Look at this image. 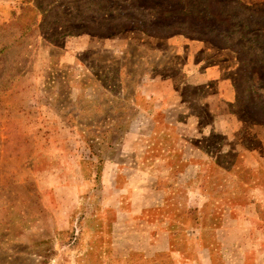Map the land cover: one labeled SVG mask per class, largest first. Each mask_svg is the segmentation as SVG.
Masks as SVG:
<instances>
[{
	"label": "rangeland",
	"instance_id": "obj_1",
	"mask_svg": "<svg viewBox=\"0 0 264 264\" xmlns=\"http://www.w3.org/2000/svg\"><path fill=\"white\" fill-rule=\"evenodd\" d=\"M0 264H264V0H0Z\"/></svg>",
	"mask_w": 264,
	"mask_h": 264
},
{
	"label": "trees",
	"instance_id": "obj_2",
	"mask_svg": "<svg viewBox=\"0 0 264 264\" xmlns=\"http://www.w3.org/2000/svg\"><path fill=\"white\" fill-rule=\"evenodd\" d=\"M258 25H259V24H258ZM258 25H257V26H258Z\"/></svg>",
	"mask_w": 264,
	"mask_h": 264
}]
</instances>
